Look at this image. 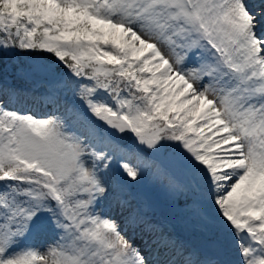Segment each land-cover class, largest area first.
<instances>
[{
    "label": "snow or ice",
    "instance_id": "6c2138e0",
    "mask_svg": "<svg viewBox=\"0 0 264 264\" xmlns=\"http://www.w3.org/2000/svg\"><path fill=\"white\" fill-rule=\"evenodd\" d=\"M17 48L53 87L43 116L0 96V264H264V0H0ZM161 164L211 252L132 206Z\"/></svg>",
    "mask_w": 264,
    "mask_h": 264
},
{
    "label": "rangeland",
    "instance_id": "374dc122",
    "mask_svg": "<svg viewBox=\"0 0 264 264\" xmlns=\"http://www.w3.org/2000/svg\"><path fill=\"white\" fill-rule=\"evenodd\" d=\"M0 55L4 56V61L8 59L7 70L4 73L10 75L0 83V96L8 97L9 107L13 110L22 113H35L38 116L47 113L50 108L45 100V95L51 88L48 85L45 86V83L52 77L47 70L50 58L18 48L9 49L7 52L0 50ZM30 65H40L46 78L41 81L29 78L26 71ZM97 123H100V127L103 128L102 122ZM186 183V178L180 172L171 170L165 173L161 164L159 170L153 167L139 184L129 189V199L132 206L141 212L146 220L159 225L170 236L188 244H191L194 235L205 236L207 242L202 248H206L209 246L208 242L210 243L215 235L201 223L205 216L201 203V192L198 189L192 190L185 187ZM177 188L183 189L184 194L177 195L175 191ZM152 196H156L166 204L175 206V221L170 222L160 217L146 215L143 211L144 207H148L145 201ZM213 242H218L216 236ZM41 243H45V241Z\"/></svg>",
    "mask_w": 264,
    "mask_h": 264
},
{
    "label": "water",
    "instance_id": "95a60500",
    "mask_svg": "<svg viewBox=\"0 0 264 264\" xmlns=\"http://www.w3.org/2000/svg\"><path fill=\"white\" fill-rule=\"evenodd\" d=\"M29 77L31 78H35L38 80H44L46 78V74L45 72L42 70V68L40 66H36V65H30L29 66V70L27 71ZM117 137L119 138V134H117ZM126 141L128 143H130V138L125 137ZM150 202L154 205L157 206L158 210H159V214L165 218V219H169L172 220L174 218L175 215V209H170L168 206H165L164 204L160 203L157 201V199H150ZM203 238V237H201ZM197 239V240H196ZM192 244L194 246L200 247L204 244V242L202 243H197L198 240H200V237H193L192 239Z\"/></svg>",
    "mask_w": 264,
    "mask_h": 264
},
{
    "label": "trees",
    "instance_id": "16d2710c",
    "mask_svg": "<svg viewBox=\"0 0 264 264\" xmlns=\"http://www.w3.org/2000/svg\"><path fill=\"white\" fill-rule=\"evenodd\" d=\"M34 52L36 55H41L43 57V55H45L46 57H48V54L46 53H42V52H37V51H32ZM50 58V57H49ZM6 65H7V60L4 61V56H1L0 55V83L4 80L5 76L8 74H5L4 71L7 70L6 68ZM18 111V110H17ZM155 211V210H154ZM148 214H150V211H147ZM156 213V212H155ZM215 245L214 242H211L208 246V250L209 251H212L213 250V246Z\"/></svg>",
    "mask_w": 264,
    "mask_h": 264
},
{
    "label": "bare ground",
    "instance_id": "6f19581e",
    "mask_svg": "<svg viewBox=\"0 0 264 264\" xmlns=\"http://www.w3.org/2000/svg\"><path fill=\"white\" fill-rule=\"evenodd\" d=\"M52 77L50 78V79H48V81L45 83V86H50V88L52 89V87H53V84H52ZM155 194V193H154ZM138 242H139V238H138Z\"/></svg>",
    "mask_w": 264,
    "mask_h": 264
}]
</instances>
